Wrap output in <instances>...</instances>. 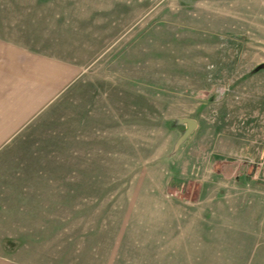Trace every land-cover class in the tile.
<instances>
[{"label":"rangeland","instance_id":"1","mask_svg":"<svg viewBox=\"0 0 264 264\" xmlns=\"http://www.w3.org/2000/svg\"><path fill=\"white\" fill-rule=\"evenodd\" d=\"M0 37L83 66L0 152V264H264V0H0Z\"/></svg>","mask_w":264,"mask_h":264},{"label":"crops","instance_id":"2","mask_svg":"<svg viewBox=\"0 0 264 264\" xmlns=\"http://www.w3.org/2000/svg\"><path fill=\"white\" fill-rule=\"evenodd\" d=\"M46 52L0 37V152L80 76L76 60Z\"/></svg>","mask_w":264,"mask_h":264},{"label":"water","instance_id":"3","mask_svg":"<svg viewBox=\"0 0 264 264\" xmlns=\"http://www.w3.org/2000/svg\"><path fill=\"white\" fill-rule=\"evenodd\" d=\"M182 123L186 125L185 136L190 135L191 132L196 128V122L192 119L184 118L182 120Z\"/></svg>","mask_w":264,"mask_h":264}]
</instances>
